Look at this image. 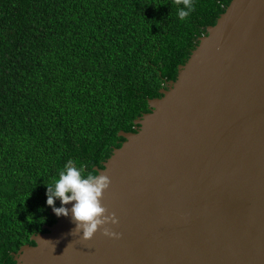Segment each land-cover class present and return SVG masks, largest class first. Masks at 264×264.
<instances>
[{
    "label": "water",
    "instance_id": "water-1",
    "mask_svg": "<svg viewBox=\"0 0 264 264\" xmlns=\"http://www.w3.org/2000/svg\"><path fill=\"white\" fill-rule=\"evenodd\" d=\"M160 93L95 167L117 222L83 239L52 209L15 264H264V0H231Z\"/></svg>",
    "mask_w": 264,
    "mask_h": 264
},
{
    "label": "trees",
    "instance_id": "trees-1",
    "mask_svg": "<svg viewBox=\"0 0 264 264\" xmlns=\"http://www.w3.org/2000/svg\"><path fill=\"white\" fill-rule=\"evenodd\" d=\"M230 1L180 20L177 0H0V264L56 221L47 185L103 168Z\"/></svg>",
    "mask_w": 264,
    "mask_h": 264
},
{
    "label": "clouds",
    "instance_id": "clouds-1",
    "mask_svg": "<svg viewBox=\"0 0 264 264\" xmlns=\"http://www.w3.org/2000/svg\"><path fill=\"white\" fill-rule=\"evenodd\" d=\"M177 4L182 5L178 8L180 20H185L194 10L193 0H177ZM109 183V177L106 175L94 173L85 175L83 168L66 165L54 183L47 185L46 203L52 206L57 216H68L70 211L75 221V230L81 233L83 239H89L99 226L109 221L113 224L117 222L114 214L105 215L106 209L100 201L102 192ZM57 198L60 199L59 207L55 206ZM69 202H73L70 209L64 206ZM103 233L110 237L119 236V233L108 228H103Z\"/></svg>",
    "mask_w": 264,
    "mask_h": 264
}]
</instances>
